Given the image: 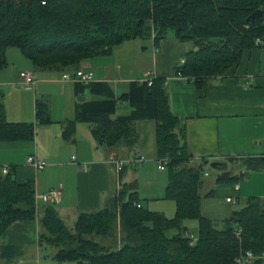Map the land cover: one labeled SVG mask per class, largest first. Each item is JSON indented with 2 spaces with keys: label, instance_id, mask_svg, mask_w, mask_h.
<instances>
[{
  "label": "trees",
  "instance_id": "16d2710c",
  "mask_svg": "<svg viewBox=\"0 0 264 264\" xmlns=\"http://www.w3.org/2000/svg\"><path fill=\"white\" fill-rule=\"evenodd\" d=\"M258 10L262 17L251 20ZM171 33L180 42H193L195 50L176 66L175 75L192 81L203 96L210 81L223 78L245 50L264 46V0H0V69L8 66L7 50L17 48L36 69L75 73L82 62L110 55L127 41L154 37L158 46ZM257 39L263 45L257 46ZM164 86L163 78L151 84L135 81L117 100L107 83H79L83 95L105 99L78 102L76 118L65 125L63 137L72 140L76 124L89 123L98 146L134 149L135 123L154 120L159 159L169 161L164 199L175 202V217L151 211L140 200L136 183L121 182L104 209L79 214L71 229L54 205H37L35 179L19 183L11 169L0 172V264L18 254L15 247L2 246L1 238L15 223L27 221L38 222L40 250L54 249L49 258L59 263L234 264L240 248L237 227L243 229L246 250L264 251V199L249 198L222 229L203 216L201 190L209 158L193 163L185 125L171 112ZM4 98L0 90V143L35 141L37 126L51 122L48 105L37 102L35 123H12ZM121 100L128 102L131 114L113 119ZM237 159L249 170L264 169V156L226 162ZM241 177L227 170L217 182L236 185ZM187 220L198 222L194 244L185 237ZM172 230L177 233L168 236Z\"/></svg>",
  "mask_w": 264,
  "mask_h": 264
},
{
  "label": "crops",
  "instance_id": "0c3cea01",
  "mask_svg": "<svg viewBox=\"0 0 264 264\" xmlns=\"http://www.w3.org/2000/svg\"><path fill=\"white\" fill-rule=\"evenodd\" d=\"M12 50L10 48L6 53L8 66L0 69V90L5 95L7 120L12 123H35L36 104L42 101L48 105L51 122L37 126L35 141L0 143V172L3 173L4 167L14 169L19 183L34 178L37 185L36 175L47 170L44 176H40L37 186L49 190L61 189L62 201L55 208L62 219L69 217L75 222L81 213L104 209L109 200L119 193L121 182L136 183L139 193L141 177L151 178L156 170L165 172L158 168L157 123L154 120L135 123L138 143L134 149L120 146L109 150L98 146L89 123L76 124L72 140H65V125L75 120L76 104L80 102L78 97L83 95L79 83L64 81V72L32 69L25 56H19ZM194 50L193 42H180L174 35H169L158 46L154 37L132 40L115 48L110 55L82 62L79 70L92 72L93 83L109 84L117 100L129 91L132 82L145 75L165 79L171 112L185 125L187 144L194 155L195 165L200 164L203 157H208L210 162L222 163L231 158L264 156V46L245 50L241 61L223 78L210 81L203 96L199 95L192 81L175 75L176 66ZM12 53L14 59L10 58ZM23 71L33 72V85H16ZM248 82L251 84L248 85ZM84 95L86 100L105 99L98 95ZM60 98H63L62 104L58 101ZM56 103L60 105L62 117L54 121L52 115ZM131 110L128 102L121 100L112 118L128 116ZM54 124L60 125L55 133L53 129H47ZM62 153L67 154V160L61 159ZM136 154L145 157L141 166L117 170L109 163V159L114 157L126 164ZM32 155H37L48 165L37 170L27 162L26 165L19 164L21 158L27 161ZM73 157H76V163ZM205 162L204 167H209ZM84 163L89 165L88 170L82 167ZM145 181L153 186L152 179ZM160 189L163 188L159 187L158 193H161ZM1 245L15 247L18 253L14 259L3 260L2 264H67L51 258L42 260L37 221L15 223L1 238Z\"/></svg>",
  "mask_w": 264,
  "mask_h": 264
},
{
  "label": "rangeland",
  "instance_id": "374dc122",
  "mask_svg": "<svg viewBox=\"0 0 264 264\" xmlns=\"http://www.w3.org/2000/svg\"><path fill=\"white\" fill-rule=\"evenodd\" d=\"M170 35H173V34L171 33ZM12 51H14V53H16L17 55L24 57V55L21 53L19 49L13 48ZM10 58L14 59L13 53L10 55ZM25 59L30 63L31 68L33 69L34 65L32 64V62L28 60L27 58ZM24 72H31V71H23L21 73H24ZM58 101L60 102V104H62L63 98L58 99ZM52 117L54 121L59 120L62 117V111L60 109V105H58L57 103L55 105V110H53ZM33 122H35V118ZM59 126H60L59 124H54V126H51V125L47 126V127H52V128H47V129H53V132L55 133V131L57 130L56 127H59ZM53 132H51L50 134H53ZM38 134H39V131H38ZM66 157H67V154L62 153L61 159L67 160ZM26 162H27L26 159L24 160L23 158H21L19 164L26 165ZM228 170L233 174H237V173L238 175L242 174V177L238 183L241 187L240 191L236 192L234 190L235 184L229 185V184L218 183L217 180L221 173L220 171L215 170L211 168L210 166L206 168L204 167V172L208 173L209 176L208 177L203 176V183L206 186H203L201 190V193L203 196L202 214L203 216L212 219L215 223V226L218 227L219 229H222L225 226L226 218H230L231 216L234 215L235 212L242 209L246 205L247 200L249 198L258 197V198L264 199V169L249 170L244 166V161L238 160L236 161V163L235 162L230 163ZM46 172L47 170L42 171V172L40 171L38 175H36L35 178L37 181V185H38L40 176H44ZM154 174L155 175L152 176L151 178H149V176L141 177V182H139V185H140V192L138 193L139 198L143 202L144 206L150 209L151 211L162 213L167 218H174L176 215L175 202L164 199V194H165L164 187L167 184V173L166 172L161 173L160 171L156 170ZM148 179H152L153 186L149 184L147 181H145ZM208 184H209V187H208ZM37 185L36 187H37L38 195L43 194V193H48L50 191L49 189L40 188ZM159 187L163 188V189H160V191L162 190L161 193H158ZM228 197L234 198L236 202L229 203L227 201ZM42 205L43 203L39 202V206H42ZM63 219L69 228L72 229L74 227L75 219H71V218L69 219V217H65ZM184 224L188 228V231L190 233H194L195 236L197 235V230H198L197 221L187 220L184 222ZM176 233L177 231L172 230V231H169L167 234L168 236H173ZM53 251L54 249L50 247L43 248L41 250L42 260L44 261L48 259L49 255L52 254ZM66 263L75 264L73 262H66Z\"/></svg>",
  "mask_w": 264,
  "mask_h": 264
},
{
  "label": "built area",
  "instance_id": "2783aa9c",
  "mask_svg": "<svg viewBox=\"0 0 264 264\" xmlns=\"http://www.w3.org/2000/svg\"><path fill=\"white\" fill-rule=\"evenodd\" d=\"M257 46L263 45V42L261 39H257L256 41ZM186 59H182L180 61V64H184ZM64 81H73L77 83H82L85 85L91 84L94 82V74L92 72H86L84 70H78L75 73H66L63 75ZM153 81V78L150 74L145 75L143 78L139 79L138 82L140 83H149L151 84ZM34 84V74L31 72H24L21 73L19 76V81L16 82V85L20 87L25 86H31ZM248 85L251 84V82L247 83ZM76 161V157H73V162ZM145 161V157H143L140 154H136L135 157L129 161H127L126 164H123L119 162L116 158L111 157L109 159V163L115 165L117 170L121 169L124 165L137 167L141 166ZM168 158H162L158 160V168L161 171L167 170V164H168ZM27 163L34 167L37 170L44 169L48 163L44 160H41L37 157V155H32L28 157ZM76 163V162H75ZM82 167L84 170L89 169V165L84 163L82 164ZM9 169L7 167L3 168V173L8 174ZM204 177H208V173H203ZM234 190L236 192L240 191V185L236 184L234 187ZM62 201V190L61 189H52L48 193H43L38 195L36 193V202L37 205H39V202H42L43 204H51V205H59ZM227 201L229 203H235L236 201L234 198L228 197ZM243 229L241 227H237L234 231L235 238L239 242L240 248L239 252L237 253L236 257L234 258V264H257L258 262H264V251L261 253H255L251 250H246L243 247ZM185 237L190 239L192 241V244L197 242V235L195 236L194 233H190L189 231L185 233Z\"/></svg>",
  "mask_w": 264,
  "mask_h": 264
},
{
  "label": "water",
  "instance_id": "95a60500",
  "mask_svg": "<svg viewBox=\"0 0 264 264\" xmlns=\"http://www.w3.org/2000/svg\"><path fill=\"white\" fill-rule=\"evenodd\" d=\"M262 15H263V12L261 10H258L251 15L250 19L251 20L260 19L262 17ZM86 99H87L86 95H82V96L78 97V101H80V102H84V101H86ZM205 165H209L211 168L218 170L220 172L228 170V163H226V162H222V163L216 162V161L210 162V160H207L205 162ZM236 215H237V212H235L233 216H236ZM234 224H236V225L239 224V220H236L234 222Z\"/></svg>",
  "mask_w": 264,
  "mask_h": 264
}]
</instances>
